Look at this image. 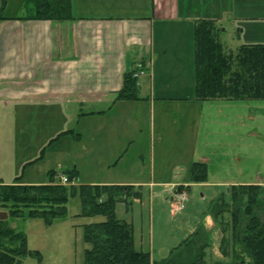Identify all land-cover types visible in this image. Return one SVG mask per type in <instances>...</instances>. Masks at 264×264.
Here are the masks:
<instances>
[{"label":"crops","instance_id":"0c3cea01","mask_svg":"<svg viewBox=\"0 0 264 264\" xmlns=\"http://www.w3.org/2000/svg\"><path fill=\"white\" fill-rule=\"evenodd\" d=\"M71 1L74 18L64 21L19 19L20 14L6 12L0 5V108L7 103L19 107L25 103L31 108L63 109L64 114L69 107L79 108L76 131L65 128L59 133L72 130V136L81 140L85 134L87 137L103 130L87 124L94 115L115 114L116 107L125 104L121 117L127 115L130 119L131 106L148 104L149 130L146 123L140 131L150 134L151 144L165 136L164 128L154 123L158 112L159 119L166 116L163 119L175 124L178 131L185 126L193 128L194 141H199L195 149L213 147L224 157L228 156L225 151H236L233 158L240 163L246 158H261L262 166L254 170L253 176L244 177V169L240 168V176L231 183L264 186V100L196 99L193 39L195 21L205 18L219 25V40L226 51H235L242 44L264 43V0ZM226 42L237 46L230 48ZM139 64V99L114 100L123 72ZM31 120L24 121L28 131L34 124ZM46 139L49 142L44 148L53 141L51 136ZM18 151L13 148L8 153L0 147V182H12L19 175L16 173L20 166L44 158H33V154L18 162ZM152 151L154 148L150 147L147 178H142V160L134 174H109L104 185L133 188L165 182L184 186L186 182H181L183 177L178 176L177 170L164 177L156 175ZM117 162L110 167L115 169ZM193 162L206 164L207 177L225 169V164H220L211 170V159L205 154L190 165ZM70 170L77 173L78 182L83 181L80 167L73 165L67 171ZM35 179L31 176L20 181L42 183ZM25 263L26 259L22 264Z\"/></svg>","mask_w":264,"mask_h":264},{"label":"rangeland","instance_id":"374dc122","mask_svg":"<svg viewBox=\"0 0 264 264\" xmlns=\"http://www.w3.org/2000/svg\"><path fill=\"white\" fill-rule=\"evenodd\" d=\"M3 1L0 0V5L7 10L6 12L23 14V0H5L4 4ZM226 44L233 49L237 46L228 42ZM123 107L125 104L116 107L115 114L112 115L105 117L94 115L89 118L87 120L89 127L101 126L103 130L87 137L85 134V137L79 140L72 136V130L65 134L59 133L65 128L76 131L79 108L69 107L64 114L63 109L58 108L38 109L31 108L25 103L20 107L7 103L0 108V147L2 146L3 151L8 153H11L13 148L20 150L18 162L33 154H35L33 158L36 155L44 157L35 164L32 162L20 166L16 174L21 175V180L32 176L38 183H48L50 181L48 171L53 170L55 174L52 180L60 182V176L65 175L67 170L75 165L80 167L83 179L82 182H78L77 179L71 182L76 186L84 182L88 185H104L107 176L118 171H129L134 174L142 160L145 164L144 173L141 172L142 178H147L150 175L149 149L154 148L152 152L156 175L164 177L170 171L177 170L178 176L183 177L181 182L186 183L184 186L176 187L165 182L153 185L139 184L129 190L130 196L126 201L116 202L115 217L131 224L135 248L149 252L151 262H160L201 223L208 230L210 238L205 250L207 264H232L233 245L230 229L222 232L218 225V221L228 222L229 214L224 212L215 219L210 213V202L218 197L230 201L231 180H237L240 176L239 169H244V177L253 176L254 170L262 166V159L246 158L240 163L233 158L236 151H225L228 156L224 157L221 151L213 147L203 146L204 149L201 147L195 149L194 146L199 141H194V129L185 126L186 128L180 129L182 131H178L175 124L163 119L166 116L159 119L158 112L155 113L154 123L164 128L165 136L158 143L154 139L151 144L150 134L140 131L146 123L149 130L151 114L148 104L146 107L131 106L130 119L127 115L125 119L121 117ZM31 118L34 124L29 122L32 127L28 131L24 127V121ZM19 129H23L22 132ZM58 133L59 136L56 138ZM49 136L53 141L44 148L49 142L46 139ZM201 154L210 157L211 170H215L220 164H225V169L222 168L223 171H217L213 175L211 172L205 181L189 182L188 166ZM115 162L117 165L112 169L110 166ZM217 179L230 183H220ZM134 191H137V194L134 195ZM0 209L8 212L5 208ZM80 212V194L76 189L68 197L65 214L55 218L50 224H45L41 218H28L26 209L20 217L8 214L7 225L24 231L28 247L40 251V260L28 257L25 264H81L84 260V251L89 247L84 239L83 225L103 221L105 216H86ZM223 237L229 245L226 254L220 250Z\"/></svg>","mask_w":264,"mask_h":264},{"label":"trees","instance_id":"16d2710c","mask_svg":"<svg viewBox=\"0 0 264 264\" xmlns=\"http://www.w3.org/2000/svg\"><path fill=\"white\" fill-rule=\"evenodd\" d=\"M5 0L3 1L4 4ZM1 8H3L1 6ZM19 19L71 20V0H23ZM0 18L3 16L0 15ZM219 25L211 19L195 21L194 92L198 100L226 99L233 101L264 100V43L242 44L235 51H226L219 40ZM142 66L134 65L122 74L114 100L139 99L137 76ZM69 132V131H67ZM55 172L48 171L50 181L41 184L21 183L18 175L10 183L0 182V207L9 216L41 218L45 224L66 212L68 197L78 189L81 214L103 215L105 220L83 225L89 247L81 264H207L206 247L210 238L203 224L195 229L160 262H151L149 252L138 250L133 243L130 223L115 217V204L130 196L128 185H88L71 183L77 178L74 170L65 174L69 184L54 182ZM207 166L193 162L189 182L205 181ZM231 199L221 197L210 202V213L217 219L228 212L229 221H218L222 232L230 229L232 264H264V186L238 184L230 188ZM134 195L137 191H134ZM0 220V264H22L28 257L41 259L40 251L30 249L26 233ZM225 237L220 242L223 254L228 251Z\"/></svg>","mask_w":264,"mask_h":264},{"label":"water","instance_id":"95a60500","mask_svg":"<svg viewBox=\"0 0 264 264\" xmlns=\"http://www.w3.org/2000/svg\"><path fill=\"white\" fill-rule=\"evenodd\" d=\"M8 218V212L0 210V220H5Z\"/></svg>","mask_w":264,"mask_h":264},{"label":"built area","instance_id":"2783aa9c","mask_svg":"<svg viewBox=\"0 0 264 264\" xmlns=\"http://www.w3.org/2000/svg\"><path fill=\"white\" fill-rule=\"evenodd\" d=\"M60 182L61 183H63V184H69L70 182H69V179L67 178V176L66 175H62V176H60Z\"/></svg>","mask_w":264,"mask_h":264}]
</instances>
